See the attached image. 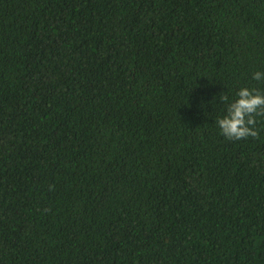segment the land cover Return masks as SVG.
Here are the masks:
<instances>
[{
	"label": "trees",
	"instance_id": "obj_1",
	"mask_svg": "<svg viewBox=\"0 0 264 264\" xmlns=\"http://www.w3.org/2000/svg\"><path fill=\"white\" fill-rule=\"evenodd\" d=\"M256 72L264 0H0V264H264Z\"/></svg>",
	"mask_w": 264,
	"mask_h": 264
},
{
	"label": "clouds",
	"instance_id": "obj_2",
	"mask_svg": "<svg viewBox=\"0 0 264 264\" xmlns=\"http://www.w3.org/2000/svg\"><path fill=\"white\" fill-rule=\"evenodd\" d=\"M253 79H264V73H254ZM237 96L238 99L227 108V115L217 123L222 134L230 140L249 136L256 138L259 135V131L255 129L256 117L264 116V94L256 89L242 88ZM221 99L227 102L228 97L223 95Z\"/></svg>",
	"mask_w": 264,
	"mask_h": 264
}]
</instances>
